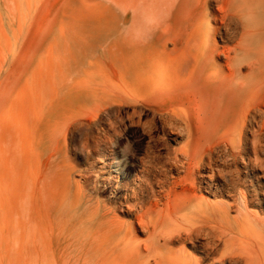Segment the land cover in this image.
Listing matches in <instances>:
<instances>
[{
  "label": "bare ground",
  "instance_id": "obj_1",
  "mask_svg": "<svg viewBox=\"0 0 264 264\" xmlns=\"http://www.w3.org/2000/svg\"><path fill=\"white\" fill-rule=\"evenodd\" d=\"M172 1L176 6L170 13H146L145 28L136 23L134 41L121 43L124 50L117 47L112 69L122 92H139L165 123L181 121L185 142L169 151L172 155L159 171L156 187L162 190L147 183L133 192L134 204L125 196L117 208L99 205L76 227L77 200L71 198L66 227L69 238L80 244L73 264H264V0H217L218 5L214 0ZM47 114L48 108L35 114L39 128ZM174 133L169 135L173 141L183 137ZM65 185L70 189L68 181Z\"/></svg>",
  "mask_w": 264,
  "mask_h": 264
},
{
  "label": "rangeland",
  "instance_id": "obj_2",
  "mask_svg": "<svg viewBox=\"0 0 264 264\" xmlns=\"http://www.w3.org/2000/svg\"><path fill=\"white\" fill-rule=\"evenodd\" d=\"M216 1L214 5H218ZM175 6L172 0H0V208L6 206V211L0 209V256L4 255L0 264H73V254L80 245L69 238L66 227L70 216L66 207L73 197L78 203L74 215L77 227L99 205L117 208L125 196L134 204L133 192L145 189L147 183L153 182L155 189L162 190L156 187L159 171L172 155L169 151L184 144V124L179 120L165 123L140 100L143 96L139 92H122L112 60L117 47L124 50L122 44L134 41L136 23L147 26L146 13L160 16ZM237 23L236 31L240 32L242 26ZM217 40L225 42L220 35ZM47 108V118L39 128L35 114H43ZM171 133L183 137L173 141ZM11 156L13 160L8 158ZM113 158L119 162L114 163ZM60 193L64 196L55 206Z\"/></svg>",
  "mask_w": 264,
  "mask_h": 264
}]
</instances>
